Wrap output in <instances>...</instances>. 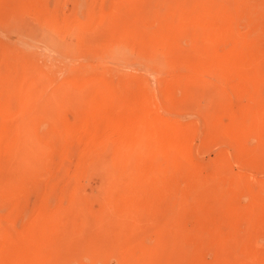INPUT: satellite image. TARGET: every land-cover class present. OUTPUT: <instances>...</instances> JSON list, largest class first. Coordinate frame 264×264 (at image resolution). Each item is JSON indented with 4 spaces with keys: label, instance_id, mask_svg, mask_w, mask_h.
I'll list each match as a JSON object with an SVG mask.
<instances>
[{
    "label": "rangeland",
    "instance_id": "obj_1",
    "mask_svg": "<svg viewBox=\"0 0 264 264\" xmlns=\"http://www.w3.org/2000/svg\"><path fill=\"white\" fill-rule=\"evenodd\" d=\"M143 102L186 134L166 187L79 159ZM0 261L264 264V0H0Z\"/></svg>",
    "mask_w": 264,
    "mask_h": 264
},
{
    "label": "bare ground",
    "instance_id": "obj_2",
    "mask_svg": "<svg viewBox=\"0 0 264 264\" xmlns=\"http://www.w3.org/2000/svg\"><path fill=\"white\" fill-rule=\"evenodd\" d=\"M151 49L159 54L164 53L161 48L151 46ZM142 89L145 90V84L144 86L142 84ZM179 89H184V86L178 84L177 86L175 85L168 88L166 90V95H168L167 98L169 97V99L179 102L180 97V99L191 98L195 94L187 88V85L183 91ZM181 101L184 102V100ZM186 101L189 100L186 99ZM183 130V128L181 130L180 127L175 124L165 121L151 106H148L144 102L138 103L131 113L127 125L121 130H117L114 135L107 138L104 142L98 144L94 140L85 138L83 142L84 145L83 147L81 146L82 149L79 151V159L83 162L84 160L97 156L102 159L103 162L101 163H104L105 167L107 166L117 175L122 174L121 176L119 175L120 178L126 173V175L133 174L134 178L136 174H141L140 172H144L142 176H147L154 172L153 174L157 173V178L153 175L156 180L152 178L148 179V177H151L149 175L147 177L145 176L147 180L144 179L146 180L144 183L149 185L148 182L152 180L151 183H153L158 179L157 182L162 184H164L163 181L168 180L165 184L169 185L168 182L172 180L171 177L176 180L175 177L180 178L181 173L183 175L182 170L186 168L184 166L187 165L188 159L191 156V154L189 156V149L184 142L186 141V139H184L186 134ZM125 164L126 166L124 167L126 168L122 167V165ZM186 169L187 172L190 171L188 168ZM107 170L109 171V169ZM146 172H148V174H145ZM185 173L186 172H184V174ZM172 174L175 177H173ZM158 175L160 176L158 177ZM170 175L171 177L168 179ZM139 176L140 175L137 177L139 178ZM126 177L124 175L123 178ZM128 177L130 178L131 176ZM160 178L161 181L163 180L162 182H160ZM142 179L143 177L140 180ZM20 259L24 261L22 257ZM0 264L3 263L0 261Z\"/></svg>",
    "mask_w": 264,
    "mask_h": 264
}]
</instances>
